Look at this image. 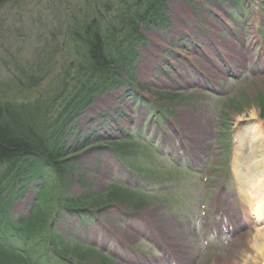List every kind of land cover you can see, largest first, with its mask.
<instances>
[{
	"label": "rangeland",
	"instance_id": "obj_1",
	"mask_svg": "<svg viewBox=\"0 0 264 264\" xmlns=\"http://www.w3.org/2000/svg\"><path fill=\"white\" fill-rule=\"evenodd\" d=\"M60 3L53 17L38 20L34 60L0 56V100H54L56 112L69 105L59 128L69 150L64 176L44 162L11 180L0 165V197L14 195L5 204L14 220L29 215L46 177L58 180L52 240L85 253L59 258L51 243L40 263L233 264L236 238L264 233V217L257 220L237 190L253 207L258 186L264 195V0H167V22L142 26L145 39L120 71L123 80L87 94L82 105L73 95L91 91L76 66L83 57L55 29L84 19L87 0ZM109 9L103 14L113 20ZM111 187L122 201L61 206L64 198L88 202ZM206 203L204 228L217 242L203 245L194 217Z\"/></svg>",
	"mask_w": 264,
	"mask_h": 264
},
{
	"label": "trees",
	"instance_id": "obj_2",
	"mask_svg": "<svg viewBox=\"0 0 264 264\" xmlns=\"http://www.w3.org/2000/svg\"><path fill=\"white\" fill-rule=\"evenodd\" d=\"M103 1L87 0L84 19L77 16L73 21L71 18L65 28L62 26L64 22L60 21L62 27L55 29L60 37L65 36L66 43L77 44L78 53L83 57L76 66L82 79H87L86 87H90L91 91L82 97L80 94L83 89L75 92L73 99L78 101L74 105L84 104L87 94H102L116 87L123 80L120 71H125L135 62V45L145 39L142 26L157 28L168 20L165 15L168 10L167 0H117L116 7V0ZM103 6L107 10L115 9L113 20L103 14ZM93 13H96L95 16ZM54 103V100L35 104L0 100V165H7L5 177L11 180L13 177H24L40 170L44 162L49 171L58 177L64 176L69 163V150L61 142L62 132L59 128L65 120L69 105L56 112ZM53 112L56 114L54 117ZM55 124L59 127H54ZM58 185V180L55 182L46 177L36 192L35 204L29 215H17L15 220L9 216L5 205L14 199V195L0 197V264H41L40 260L49 256L50 244L58 243L51 236L54 214L60 208L57 204ZM115 188L111 187L107 194L92 196L88 202L82 198H64L61 206L79 209L87 207L90 202L100 203L103 199H108L109 203L120 202L122 198ZM19 242H24V247ZM57 247L59 258H68L72 254L80 259L85 253L82 248H73L62 241ZM36 256L39 260L35 262Z\"/></svg>",
	"mask_w": 264,
	"mask_h": 264
},
{
	"label": "clouds",
	"instance_id": "obj_3",
	"mask_svg": "<svg viewBox=\"0 0 264 264\" xmlns=\"http://www.w3.org/2000/svg\"><path fill=\"white\" fill-rule=\"evenodd\" d=\"M65 6L60 0H0V56L7 59L17 56L24 60H34L35 50L40 47L37 36L41 31L38 20H48L58 10ZM238 195L240 201L246 203L253 214L260 205L251 206L247 200ZM211 210L206 203L194 217V225L201 232V244L208 245L217 242L214 235L206 233L204 217L211 218ZM241 246L239 253L234 257L233 264H264V233L259 238L251 236L248 231L238 236L235 241ZM251 249L252 252H248ZM254 253V254H253Z\"/></svg>",
	"mask_w": 264,
	"mask_h": 264
},
{
	"label": "bare ground",
	"instance_id": "obj_4",
	"mask_svg": "<svg viewBox=\"0 0 264 264\" xmlns=\"http://www.w3.org/2000/svg\"><path fill=\"white\" fill-rule=\"evenodd\" d=\"M187 13L188 14H192V12H191V10L189 9V8H187ZM158 42L159 43H162V44H164V41L162 40V39H160V38H158ZM210 54V53H209ZM209 56V55H208ZM212 62H213V65L214 66H216V67H218V61L216 60V59H214V61H213V59H212ZM149 68V67H148ZM254 116V115H253ZM240 142V138H239V140H238V143ZM260 188H261V186H258V193L256 194L257 196H256V198H257V200H259L258 201V204L260 205V208H259V210L257 211V213H258V215L256 216L257 217V220H262V218L264 217V195L262 194L261 196L259 195V191H260ZM15 198V197H14ZM262 232H264V230H262ZM227 264H229V261L227 262Z\"/></svg>",
	"mask_w": 264,
	"mask_h": 264
}]
</instances>
